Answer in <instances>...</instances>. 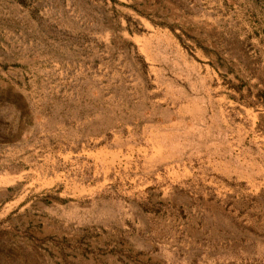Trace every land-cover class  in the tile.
<instances>
[{"label": "rangeland", "instance_id": "374dc122", "mask_svg": "<svg viewBox=\"0 0 264 264\" xmlns=\"http://www.w3.org/2000/svg\"><path fill=\"white\" fill-rule=\"evenodd\" d=\"M0 264H264V0H0Z\"/></svg>", "mask_w": 264, "mask_h": 264}]
</instances>
